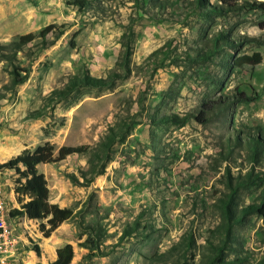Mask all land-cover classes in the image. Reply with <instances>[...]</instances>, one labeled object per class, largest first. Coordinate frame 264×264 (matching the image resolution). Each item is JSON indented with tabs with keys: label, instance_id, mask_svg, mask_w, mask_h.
Instances as JSON below:
<instances>
[{
	"label": "rangeland",
	"instance_id": "1",
	"mask_svg": "<svg viewBox=\"0 0 264 264\" xmlns=\"http://www.w3.org/2000/svg\"><path fill=\"white\" fill-rule=\"evenodd\" d=\"M75 1L0 0V164L47 142L99 153L39 167L76 218L48 239L16 218L0 264L66 244L71 264H264V0ZM86 77L104 86L66 93Z\"/></svg>",
	"mask_w": 264,
	"mask_h": 264
},
{
	"label": "trees",
	"instance_id": "2",
	"mask_svg": "<svg viewBox=\"0 0 264 264\" xmlns=\"http://www.w3.org/2000/svg\"><path fill=\"white\" fill-rule=\"evenodd\" d=\"M97 0H76L75 5L83 9L94 7ZM262 8L264 4H260ZM58 28L56 24H51L44 28L38 34L30 33L21 36L17 42L12 43L16 50L29 44L37 38L47 36L54 29ZM248 58H242L239 61L245 62ZM261 61H255L253 64H259ZM80 86L102 87L104 81L86 77L84 80L73 79L66 86V93L70 94ZM213 109L206 107L200 117L204 119L207 113ZM199 117V119H200ZM102 144L100 143V146ZM91 146H63L56 148L55 145L47 142L36 147L34 150H24L20 155L10 159L4 164H0V172L13 171L16 175L14 181V192L19 209H12L9 213L11 218H27L28 220L39 223V230L43 237L48 239L64 223L76 218V214L70 208H62L59 204L53 203L50 198V189L44 173L40 172L41 165L58 164L69 157L77 155H93L94 158L99 153L92 152ZM255 210L264 216V203L255 207ZM233 215H228L230 221ZM39 255L40 249L34 247ZM56 260L51 264H71L74 259V249L71 244L58 248L56 250Z\"/></svg>",
	"mask_w": 264,
	"mask_h": 264
},
{
	"label": "built area",
	"instance_id": "3",
	"mask_svg": "<svg viewBox=\"0 0 264 264\" xmlns=\"http://www.w3.org/2000/svg\"><path fill=\"white\" fill-rule=\"evenodd\" d=\"M16 218L8 215V204L5 195V183L0 177V253L7 252L16 240Z\"/></svg>",
	"mask_w": 264,
	"mask_h": 264
},
{
	"label": "crops",
	"instance_id": "4",
	"mask_svg": "<svg viewBox=\"0 0 264 264\" xmlns=\"http://www.w3.org/2000/svg\"><path fill=\"white\" fill-rule=\"evenodd\" d=\"M15 192H12L11 195H10V198L14 201V206H16V202H15Z\"/></svg>",
	"mask_w": 264,
	"mask_h": 264
},
{
	"label": "bare ground",
	"instance_id": "5",
	"mask_svg": "<svg viewBox=\"0 0 264 264\" xmlns=\"http://www.w3.org/2000/svg\"><path fill=\"white\" fill-rule=\"evenodd\" d=\"M9 213H10V210H9V208H8V215H9Z\"/></svg>",
	"mask_w": 264,
	"mask_h": 264
}]
</instances>
